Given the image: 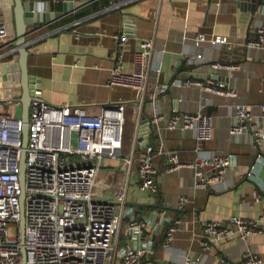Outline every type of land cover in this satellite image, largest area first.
Wrapping results in <instances>:
<instances>
[{
	"label": "crops",
	"instance_id": "0c3cea01",
	"mask_svg": "<svg viewBox=\"0 0 264 264\" xmlns=\"http://www.w3.org/2000/svg\"><path fill=\"white\" fill-rule=\"evenodd\" d=\"M32 1L46 2L50 11L61 10L60 2ZM5 2L2 4L0 0V15L3 17L1 11L10 7L11 22L8 17L3 18L9 37L14 39L13 0ZM67 17L70 19L66 20ZM260 25H264V5L252 12L249 0H89L62 18L27 30L28 75L38 81L41 98L52 105L82 104L87 113L95 114L102 105L125 102L126 128L131 139L136 130L135 121L139 119L140 123L142 115L134 108V93L107 85L117 53L114 36L124 35L121 70L131 71L134 52L140 50L141 42L150 40L152 47L145 71L148 85L167 86L153 98L151 90H146L142 97L146 115L152 117L158 111L198 110L213 117L211 139L205 143V148L211 152L225 151L234 157L223 183L196 192L191 186L190 170L165 175L164 158L155 151L152 159L161 169L156 194L140 190L134 176L128 177L123 207L151 223L142 239L150 242L147 258L152 264H179L184 256L196 261L195 264H215L213 258L234 264L246 250L256 251L264 264V149L253 151L249 133L228 134L235 103L244 104L264 132V117L258 110L264 103V48L249 45L256 39ZM199 33L206 41L196 44L191 38ZM215 37L227 40L210 43ZM198 52L202 54L201 62L194 69L185 67L186 56ZM214 62L234 68L210 69ZM188 78L198 79L204 85L208 80L222 83L223 93L201 86H186L184 81ZM151 105L156 107V112ZM153 128L155 132L148 135V143L156 146L157 126L154 124ZM162 137L182 161L192 159L191 133L179 138L173 131H163ZM126 151L133 152L132 165L137 166L144 149H132L129 140ZM253 165L254 172L249 175ZM119 166L120 161H104V167L111 173L127 172V168L119 170ZM100 189L103 193V187ZM180 195L187 196L189 203L177 208L174 203ZM257 196L261 199H256ZM104 197L111 198L107 190ZM231 216L256 220L261 231L244 240L225 238L204 252L201 247L203 224L211 220L225 223ZM176 219L182 225L164 247L161 243L165 232ZM126 220L127 217L113 238L117 251L128 246Z\"/></svg>",
	"mask_w": 264,
	"mask_h": 264
},
{
	"label": "built area",
	"instance_id": "2783aa9c",
	"mask_svg": "<svg viewBox=\"0 0 264 264\" xmlns=\"http://www.w3.org/2000/svg\"><path fill=\"white\" fill-rule=\"evenodd\" d=\"M68 1L73 0H53L54 3ZM256 32V39L249 45L264 48V25H260ZM114 39L117 53L107 85L133 91L134 108L141 114L146 113L142 98L146 90H151L153 98L167 88L158 83L148 85L145 71L152 43L150 40L140 43V50L133 54L131 71L124 72L121 70V47L125 37L115 35ZM191 39L196 44L206 41L202 33ZM226 40L225 37H215L209 42L216 44ZM13 43L14 39L9 37L6 22L0 15V66L15 62L17 57ZM8 58L10 61H6ZM201 59L200 52L187 55L184 65L194 69ZM233 68V65L216 62L210 65V69L214 70ZM184 84L223 93V84L212 80L204 85L198 79L188 78ZM227 93L235 96L233 92ZM35 97L28 109L23 185L18 175L22 121L16 110L20 108V102L18 97L0 99V264H152L147 258L150 242L142 239L151 223L132 209L125 210L123 207L128 177L131 174L134 176L140 190L156 194L161 169L152 159L155 151L164 158L165 175L182 169L190 170L191 186L197 192L223 183L227 169L233 164L231 153L211 152L205 148V143L211 139L213 117L198 110L158 111L149 116V134L154 135L155 124L158 143L156 146L148 143L143 148L138 165L133 166V152L123 153L125 102L105 104L98 113L89 114L82 104L65 102L52 105L40 95ZM150 107L156 112L154 105ZM258 110L259 115L264 117V103ZM233 111L234 120L228 134L249 133L253 151L264 149V132L250 110L244 104L235 103ZM138 124L139 119L135 121L136 130L130 139L132 149L139 144ZM163 131H173L177 137L191 133L194 146L190 161H182L176 151L167 147ZM106 159L120 161L118 169L127 168V172L117 173V170L111 173L104 167ZM254 167H251L249 175L254 172ZM105 190L110 193V199L104 197ZM256 199H261V196ZM187 203L189 198L180 195L174 206L182 208ZM21 204L23 231L18 224ZM125 217L128 246L117 251L113 238ZM181 225L178 219L174 221L165 232L162 246L169 245L173 232ZM260 231L258 221L239 216H231L225 223L207 221L202 226L201 247L206 252L225 238L244 240ZM213 260L215 264H227L223 258ZM195 262L184 256L179 264ZM234 264L263 262L256 251L246 250Z\"/></svg>",
	"mask_w": 264,
	"mask_h": 264
},
{
	"label": "water",
	"instance_id": "95a60500",
	"mask_svg": "<svg viewBox=\"0 0 264 264\" xmlns=\"http://www.w3.org/2000/svg\"><path fill=\"white\" fill-rule=\"evenodd\" d=\"M89 0H73L61 3L60 11H50L48 4L43 1L32 0H13V27H14V47L17 53V58L14 63L0 66V78L2 81L8 83H17L20 88L19 102H20V119L22 121L21 129V154L19 161V180L23 185V168H24V147L27 142V117L30 102L40 95V85L37 80L28 75L27 60L29 52L26 49L27 30L30 27L41 24H49L56 19L62 18L69 13L75 11L86 5ZM250 10L255 12L258 6L264 5V0H249ZM199 75V74H198ZM197 75V76H198ZM202 76V75H199ZM209 78L210 75H205ZM138 129V145L136 147L144 148L148 144V135L150 133L151 125L150 119L146 113H142L140 117ZM18 224L21 231H23L24 218L22 204L20 205V215Z\"/></svg>",
	"mask_w": 264,
	"mask_h": 264
},
{
	"label": "rangeland",
	"instance_id": "374dc122",
	"mask_svg": "<svg viewBox=\"0 0 264 264\" xmlns=\"http://www.w3.org/2000/svg\"><path fill=\"white\" fill-rule=\"evenodd\" d=\"M4 3L6 4L5 0H2V4ZM1 14L3 15V17H8L9 21L10 19H12L10 7L1 11ZM19 94L20 88L17 83H4L0 78V99L17 98L19 97ZM16 115H20V108L17 109ZM10 232L12 233V229L10 230Z\"/></svg>",
	"mask_w": 264,
	"mask_h": 264
},
{
	"label": "trees",
	"instance_id": "16d2710c",
	"mask_svg": "<svg viewBox=\"0 0 264 264\" xmlns=\"http://www.w3.org/2000/svg\"><path fill=\"white\" fill-rule=\"evenodd\" d=\"M58 6H57V9H60V4H57ZM68 19H70V17H67L66 18V20H68ZM125 117H126V115H125ZM126 120H125V132H124V147H123V153H126L127 151H126V149L128 148V146H129V140H130V136H131V133H130V131H128L127 130V128H126Z\"/></svg>",
	"mask_w": 264,
	"mask_h": 264
},
{
	"label": "flooded vegetation",
	"instance_id": "af4514ba",
	"mask_svg": "<svg viewBox=\"0 0 264 264\" xmlns=\"http://www.w3.org/2000/svg\"><path fill=\"white\" fill-rule=\"evenodd\" d=\"M11 22V21H10Z\"/></svg>",
	"mask_w": 264,
	"mask_h": 264
}]
</instances>
